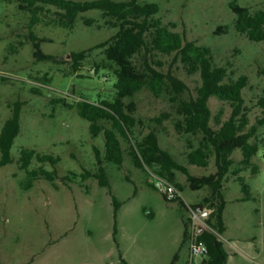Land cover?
<instances>
[{"label":"rangeland","instance_id":"rangeland-1","mask_svg":"<svg viewBox=\"0 0 264 264\" xmlns=\"http://www.w3.org/2000/svg\"><path fill=\"white\" fill-rule=\"evenodd\" d=\"M147 1L159 4L158 16L164 23H175L174 30L188 40L209 47L215 62L226 66L230 77L247 75L243 97L250 109L249 126L257 124L264 117L261 102L264 41H250L235 30L236 15L229 6L231 0ZM237 1L252 10L264 9V0ZM84 15L97 21L88 26L79 18L74 28L66 29L46 24L48 18L42 16L43 21L31 26L30 13L20 10L16 0H0V127L10 116L11 106L24 103L21 132L11 150L14 162L0 167V264H121L119 249L127 264H170L182 239V214L187 212L179 202L167 201L149 184L152 175L148 170L136 167L127 156L120 167L106 164L110 189L100 186L95 177L86 180L81 177L100 163L94 145L103 148L104 138L102 135L93 138L89 121L76 108L57 100L75 104L84 98H109L116 80L109 68L101 67L97 75L91 73L97 63L102 64L101 49L90 51L79 69L73 71L72 51L94 47L116 32L105 24L98 10ZM219 25H227L228 32L215 34ZM31 31L38 37L52 39L42 42L41 49L57 56L58 61H36ZM163 58L170 61L173 57ZM177 66V74L190 87L184 96L196 94L200 75H189L181 65ZM103 75L106 81L101 79ZM133 99L137 104L136 115L143 122L137 134L142 136L156 128L161 145L178 161L186 163V154L191 146L198 145L200 135L176 132V112L169 96H155L145 86ZM209 105L213 113L211 124L217 128L215 117L222 111V118L227 119L232 108L216 96L210 97ZM162 114L168 115L162 124L150 121ZM257 140L260 150L253 160L259 172L254 174L249 168L241 173L252 193L251 199L239 200L246 194L236 176L231 174L225 182L224 216L228 231L223 238L240 251L236 261L231 257L229 264H264V126H259ZM23 148L59 156L61 160L56 166L59 176L71 173L76 176L71 175L72 181L66 183L62 178L53 182L41 179L30 189L23 188L27 174L18 162ZM232 158L238 166L242 151L235 150ZM45 167L54 169L50 163ZM189 168L195 175L215 172L214 154L207 167L189 165ZM176 175L184 185V202L201 201L207 189L192 190L183 173ZM110 190L123 202L117 217L119 248L113 240L115 220ZM176 264H187L185 248Z\"/></svg>","mask_w":264,"mask_h":264},{"label":"trees","instance_id":"trees-1","mask_svg":"<svg viewBox=\"0 0 264 264\" xmlns=\"http://www.w3.org/2000/svg\"><path fill=\"white\" fill-rule=\"evenodd\" d=\"M20 10L30 13V25L34 26L43 21L66 29L74 28L81 18L85 25H93L97 20L84 14L91 10H98L105 20V24L116 29L108 39L94 47L70 53L73 61V71H77L81 62L88 57L94 49H101L104 58L102 64L97 63L95 68L99 72L101 67L113 70L114 93L109 98L91 100L84 98L75 104H69L65 99H58L63 105L74 107L78 114L89 121V131L93 138L102 135L104 147L94 145L97 161L100 162L94 170H86L81 174L83 180L95 177L100 186L111 188L106 164L114 163L122 166L128 156L133 164L143 170L150 168L158 174L167 177L183 191L184 185L177 180L176 172L186 176L188 186L192 190L207 189L206 195L197 203H192L196 208L198 204L211 209L205 219L199 239L207 246V257L201 264H227L229 253L226 249L227 242L223 234L227 229L225 222V209L227 200L224 194L225 182L230 175L236 176L242 184L246 196L239 200L251 199L252 193L241 174L249 168L254 174L259 172L254 157L260 150L257 140L259 126H264V117L258 119L257 124H250V109L245 104L243 89L248 85L247 75L237 78L230 77L228 68L218 65L209 47L198 44L195 40H188L184 34L174 30L175 23H164L158 16L160 6L157 2L147 0H16ZM231 10L236 15L234 28L246 36L250 41H264V9L252 10L238 3L237 0L229 2ZM227 25H219L215 34L227 33ZM33 43V56L36 61H58L57 56L43 52L41 43L52 41L45 37H38L30 32ZM172 56L170 61L163 57ZM181 65L189 75L198 73L201 78L196 94L188 97L184 95L190 87L176 72ZM145 86L155 96L167 94L173 103L176 112L174 127L179 135H200L198 145L191 146L186 154V163L176 159L174 154L161 145L156 128L139 136L137 128L143 124L136 115L137 104L135 95ZM264 94V87H263ZM211 96H216L226 101L232 108L231 115L223 119L221 114L215 117L218 125L215 128L211 121L213 113L209 105ZM264 105V96L261 98ZM23 102L11 106V114L0 127V167L14 162L11 150L15 139L21 132V112ZM168 115L150 119L157 125L162 124ZM242 151V158L235 166L232 154L235 150ZM211 154H214L216 171L210 174L195 175L190 172L189 165L207 167ZM59 156L40 153L34 148H23L18 158L19 166L27 174L22 182L25 189L33 187L34 182L46 179L55 181H72L70 174L60 177L56 166L60 162ZM50 163L53 170L46 169ZM152 185L151 183H149ZM114 207L113 240L119 248L117 241V217L123 202L111 192ZM134 194H136V189ZM165 198V197H164ZM166 199V198H165ZM167 201H170L166 199ZM179 202L186 211L183 200ZM149 215L150 212L148 213ZM184 225L182 244L188 241V219L183 212ZM121 264H127L119 249ZM32 258L31 261H33ZM179 254L176 253L170 264H176Z\"/></svg>","mask_w":264,"mask_h":264},{"label":"built area","instance_id":"built-area-1","mask_svg":"<svg viewBox=\"0 0 264 264\" xmlns=\"http://www.w3.org/2000/svg\"><path fill=\"white\" fill-rule=\"evenodd\" d=\"M93 75H97L95 67L91 69ZM102 80L106 81L107 77L103 75ZM65 94H68L66 91ZM152 175V179L149 181L162 195L168 200H183V191L179 187L169 180L167 177L153 172L150 168H147ZM184 201V200H183ZM186 204V212L188 219V247H189V260L188 264H201L202 260L207 257V246L199 239V235L203 226H206L205 219L208 217L204 216L202 212L198 211L197 208L192 207L191 204ZM208 215L211 209L206 208Z\"/></svg>","mask_w":264,"mask_h":264},{"label":"crops","instance_id":"crops-1","mask_svg":"<svg viewBox=\"0 0 264 264\" xmlns=\"http://www.w3.org/2000/svg\"><path fill=\"white\" fill-rule=\"evenodd\" d=\"M204 197V196H203ZM202 197V198H203ZM152 214V213H151ZM183 221V220H182ZM183 230H184V225H183ZM226 231H228L227 229H226ZM225 231V232H226ZM182 239H183V233H182ZM182 239H181V241H180V243H179V245H178V247H177V249H176V251H175V253H174V255L176 254V253H178L179 254V259L181 258V252L183 251V248H185V250H186V262H187V264H188V260H189V247H188V244L187 243H185L184 245H181L182 244ZM232 241V240H231ZM234 241V240H233ZM226 249H227V251H228V253H229V257H228V262H227V264H229L230 263V259H231V257H233V259H232V261L234 262V261H236V258L240 255L239 253H240V251L238 250V248H236V247H234V246H232V247H230L229 246V244H227V246H226ZM174 255H173V257H174ZM173 259V258H172ZM178 259V260H179ZM172 261V260H171Z\"/></svg>","mask_w":264,"mask_h":264},{"label":"water","instance_id":"water-1","mask_svg":"<svg viewBox=\"0 0 264 264\" xmlns=\"http://www.w3.org/2000/svg\"><path fill=\"white\" fill-rule=\"evenodd\" d=\"M196 208H197L198 211L202 212L204 216H206V217L208 216V212L205 210L203 205L198 204ZM201 231H202V229H201Z\"/></svg>","mask_w":264,"mask_h":264}]
</instances>
